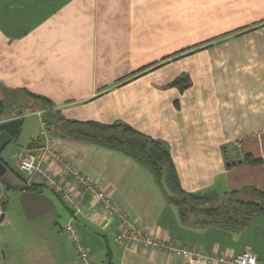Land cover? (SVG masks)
Listing matches in <instances>:
<instances>
[{
	"label": "crops",
	"instance_id": "crops-1",
	"mask_svg": "<svg viewBox=\"0 0 264 264\" xmlns=\"http://www.w3.org/2000/svg\"><path fill=\"white\" fill-rule=\"evenodd\" d=\"M24 91L50 99L64 119L120 121L162 140L187 191L264 190V0H0V96L24 105L3 114L0 99V122L21 118L0 158L24 185L19 159L50 141L146 231L215 256L250 249L264 264V216L239 231L182 223L149 169L58 126L47 131ZM50 190L0 180V264H78L69 220L97 264H220L126 246L118 220L86 218L101 211L87 191L76 189L84 213L73 216Z\"/></svg>",
	"mask_w": 264,
	"mask_h": 264
},
{
	"label": "trees",
	"instance_id": "trees-1",
	"mask_svg": "<svg viewBox=\"0 0 264 264\" xmlns=\"http://www.w3.org/2000/svg\"><path fill=\"white\" fill-rule=\"evenodd\" d=\"M183 82L184 78L179 77L172 84ZM188 86L189 80L181 85L182 88ZM24 92L31 100V109L44 111L42 118L46 127L58 126L70 137L122 152L149 169L156 183L164 191L167 202L176 206L182 223L198 228L215 226L239 231L247 227L253 218L264 216V190L247 186L224 192L187 191L180 182L171 151L162 140L120 121L104 123L96 120L64 119L50 99ZM22 113L21 111L20 114ZM34 144L35 140H32L29 148ZM242 160L253 164L261 162L249 153H245ZM8 168L25 180L18 171L9 166ZM44 188L46 185L40 180H32L29 183V189L32 191L42 192Z\"/></svg>",
	"mask_w": 264,
	"mask_h": 264
},
{
	"label": "built area",
	"instance_id": "built-area-1",
	"mask_svg": "<svg viewBox=\"0 0 264 264\" xmlns=\"http://www.w3.org/2000/svg\"><path fill=\"white\" fill-rule=\"evenodd\" d=\"M42 125L45 126L44 121H42ZM47 162H50L51 166H45L44 164ZM18 167L26 174L28 182L37 178L46 187L59 194L73 212V216L84 213V205L80 203L76 189L87 191L90 198L100 205L101 211L92 207L90 212L85 213L86 218L92 222L103 216L118 220L120 231L117 233L116 239L126 246L161 250L168 254H177L187 258H203L208 261H217L220 264H258L256 253L250 249H246L234 257L215 256L205 253L200 247H184L146 231L140 226L138 220L129 215L114 199L110 189L98 186L93 178L83 173L50 141L42 147L40 155L27 151L19 159ZM66 177L71 180L68 181ZM64 230L68 233L73 244L77 263L97 264L72 220L64 224Z\"/></svg>",
	"mask_w": 264,
	"mask_h": 264
},
{
	"label": "water",
	"instance_id": "water-1",
	"mask_svg": "<svg viewBox=\"0 0 264 264\" xmlns=\"http://www.w3.org/2000/svg\"><path fill=\"white\" fill-rule=\"evenodd\" d=\"M21 118L0 122V151L12 140L19 130ZM242 160H235L227 162V165L241 162ZM0 180L6 186V189L17 188L27 189L29 186L24 185L23 181L17 176L0 158ZM3 217V215H2Z\"/></svg>",
	"mask_w": 264,
	"mask_h": 264
},
{
	"label": "rangeland",
	"instance_id": "rangeland-1",
	"mask_svg": "<svg viewBox=\"0 0 264 264\" xmlns=\"http://www.w3.org/2000/svg\"><path fill=\"white\" fill-rule=\"evenodd\" d=\"M0 99L3 100V114L6 113L9 109H18L20 107V104L22 102H18L19 99H15V97L12 95H8V94H4V95H1L0 96ZM0 100V101H1ZM23 103H22V107H23ZM21 108V107H20ZM47 131L50 130V127H46ZM49 129V130H48ZM26 135V130H24L21 135H20V138H19V141H18V144L16 145L15 148H19L21 146V144H23V140H24V137ZM229 151H232V149H229ZM1 154L4 155V153L2 152ZM48 190H50L48 187H46ZM51 191V190H50Z\"/></svg>",
	"mask_w": 264,
	"mask_h": 264
}]
</instances>
